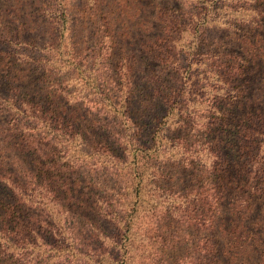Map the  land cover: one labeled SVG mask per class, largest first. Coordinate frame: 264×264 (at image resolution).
I'll return each mask as SVG.
<instances>
[{
    "label": "trees",
    "instance_id": "trees-1",
    "mask_svg": "<svg viewBox=\"0 0 264 264\" xmlns=\"http://www.w3.org/2000/svg\"><path fill=\"white\" fill-rule=\"evenodd\" d=\"M263 28L264 0H0V264H264Z\"/></svg>",
    "mask_w": 264,
    "mask_h": 264
},
{
    "label": "rangeland",
    "instance_id": "rangeland-1",
    "mask_svg": "<svg viewBox=\"0 0 264 264\" xmlns=\"http://www.w3.org/2000/svg\"><path fill=\"white\" fill-rule=\"evenodd\" d=\"M175 2L177 3V1H175ZM175 2H171V4L176 6L177 4ZM229 32H230L229 30H216V31L211 32L209 37L210 38H213V37L219 38L221 41H223L224 44L226 42H229L231 49L232 50H237L238 41L235 42V43H232L231 37L228 36ZM259 32H261L263 34L264 33V28L259 30ZM87 39H88V42H87L86 45H90L91 43L89 41H90L91 38L87 37ZM126 51L128 52V50H126ZM113 63H116L117 65H119V57L118 56L113 59ZM258 65H259L258 61H256L253 70L256 71L257 73L260 72V66H258ZM112 67H113V69L115 68V66L113 64H112ZM110 74L112 75V77H115V79H116V73L113 70L110 72ZM254 80H256V78ZM254 80L252 82V90L250 92V96L249 97L250 98L252 97L251 99H254V101L257 104H259L260 106L264 107V88L262 87V85L259 86V84H257ZM200 91L202 93L201 96H200L201 98H208L209 95H208L207 91L202 90V89ZM184 181L186 182V180H184ZM91 219L93 221H95L96 223H99V220H98L96 215H92ZM106 227H108V228H106V229H108L107 231H110V232L113 231V228H112V226L110 224L106 223Z\"/></svg>",
    "mask_w": 264,
    "mask_h": 264
}]
</instances>
